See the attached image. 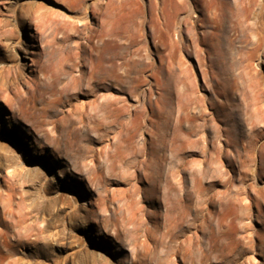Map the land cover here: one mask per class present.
<instances>
[{
    "label": "rangeland",
    "instance_id": "1",
    "mask_svg": "<svg viewBox=\"0 0 264 264\" xmlns=\"http://www.w3.org/2000/svg\"><path fill=\"white\" fill-rule=\"evenodd\" d=\"M38 1L59 12V25L76 23L67 16L75 15L68 1ZM109 1L84 5L85 19L78 22L83 37L98 32ZM11 2L0 0V59L18 64L22 80L13 88L0 79V264H264V130L258 134L254 127L249 138L247 119L251 109L264 107V47L248 58L251 44L244 33L251 28L242 25L236 5L224 7L214 35L195 43L183 19H196L201 2L186 0L188 8L173 17L170 35L177 51L167 68L159 58L166 53L163 29L156 22L161 21L160 0H130L138 14L126 33L136 43L110 54L120 80L106 78L107 65L99 71L109 89L86 85L94 66L84 51L86 38L63 28L49 35L53 42L68 36L62 54L70 50L71 56L50 55L52 62L61 60L57 89L66 92L63 106L51 109L39 127L42 113L35 112L38 119L20 114L15 88L23 91L31 80L44 43L28 23L12 30L8 39L13 25H5V13ZM95 41L92 37L90 43ZM140 49L147 57L131 66ZM73 62L78 67L69 72ZM80 72L73 88L72 77ZM95 93L97 102L117 99L115 105L123 108L109 137L97 138L96 129L108 130L98 106L86 109L98 111L86 128L77 124L74 130L62 120L61 107L85 110ZM194 102L205 115L190 129H181L179 121ZM124 120L143 125L134 137L137 159H147L138 179L126 165L131 154L123 151L119 122ZM143 139L153 141L147 157L138 148ZM227 140L240 142V156L232 162L236 170L226 153L232 157L237 148L231 152ZM245 141L255 145L250 158L241 145ZM114 154L121 160H107ZM179 154L183 165L176 172ZM229 180L238 187H229Z\"/></svg>",
    "mask_w": 264,
    "mask_h": 264
},
{
    "label": "bare ground",
    "instance_id": "2",
    "mask_svg": "<svg viewBox=\"0 0 264 264\" xmlns=\"http://www.w3.org/2000/svg\"><path fill=\"white\" fill-rule=\"evenodd\" d=\"M51 1L56 2L57 0H51ZM63 1H68L67 6L70 8L71 12L75 13V15H69V14L67 15L71 19H76V23L73 25H69L67 23L62 24V26L59 25L55 18V16L58 15L59 12L54 10L52 7H49L48 5L44 4L42 1H38V0H33L30 3L19 2L18 0H12L11 5H8V8L6 9L7 12L5 13V18H6L5 25H10V24L13 25V28L9 29L8 31L9 32L8 39L13 38L11 35L12 30H14L15 28H20L25 23H28L29 25H34L36 28L35 35L33 36L35 38L41 39L42 42L44 43L41 48V52L39 56L40 63L32 71L31 80L26 81L25 83L26 87L23 91L15 88V92L18 95L17 104L20 114L32 113L33 116L38 119V115H35V112L42 113L39 115L40 117H42V119H39L36 122V126L39 127H42L44 125V117L48 115L51 109L56 110L58 106H63L61 103L62 93L63 91L66 92V89H64V87L61 90L57 89V81H58L57 69H59L58 66L61 60L68 59L71 56L70 50H67L66 55L62 54V48L64 47L63 43L67 38H69L68 36L62 35L61 38L55 42H53L48 37L49 35H52L56 32L60 33L61 28H63L64 31L69 30L73 33H77L78 38L83 37L82 35L83 32L82 29L78 27V22H83L85 19L83 16L84 5L90 4L89 3L90 0H63ZM115 1L116 0H110L109 3L106 5L104 12L102 13L103 18L101 24L99 25L98 32H95L94 35L83 37L86 38L85 43L88 44L87 48L85 44L83 45L84 51L88 54V57L92 58L91 61L94 63V66L90 70V76L88 77V81L86 84L87 86L92 85L91 88L93 87H96L98 89L112 88L111 85H107L101 81L102 77L99 76L98 74L99 71L104 69L107 65L108 71L106 72V78L109 77L115 80L116 79L120 80L121 76H119L116 73V68H115L116 64L114 63L113 58L110 56V54L113 53V51L118 47H122V46L130 47L136 43L135 39H133L132 36L133 34L126 33L128 32L127 29L129 25L135 21V18L138 14L136 8L134 7L133 4H131L130 0H119L117 1V3H115ZM198 1L201 2V7L199 9V14L196 16L197 18L192 21H188L187 17L183 19V22L185 24V30L191 34L190 37L192 38V41H194L195 43H200L205 39L208 33L214 35L215 31L219 29V22L223 17L224 7L226 5L227 6L230 5L231 7H233V5L235 4L236 8L241 12L243 16L242 25L244 24L245 27L249 29L251 28L249 32L245 31L244 33L246 42L251 44V47L247 49L248 58H253V56L257 53L258 50L263 49L264 0H198ZM159 3H160V7L158 10V14H159L158 17L159 19H161V21L160 20L158 21L157 19L156 22H157V26L159 25L160 26L159 28L163 29V35L165 37L164 49L166 50V53L160 55L159 58L160 61L164 62L167 65V68H169L175 62L174 56L177 51L176 43L174 42V40L171 38L170 35L171 26L172 24H174L173 17L177 11L180 10L182 11L184 10V8L186 10L188 7H186V0H160ZM12 6L16 8L14 9L12 8ZM87 7L88 6H86V8ZM9 13H12V16L9 15ZM12 19L14 20V22L12 21ZM197 21H199L200 26L203 27L202 36L198 35ZM143 22L144 21L141 20V24H143ZM85 25H86L85 22L82 23V26ZM208 27L211 29V31L206 32L204 29ZM64 31H62V34H64ZM92 37L96 38V41L94 43H90ZM122 40L126 41L127 43L125 44L121 43ZM78 46L79 47L82 46V42H80ZM54 52L63 55L61 60H58L56 62L51 61L50 55H52ZM45 55L48 57L44 58ZM135 56L136 59L131 62V66L133 64H136V62H138L139 60H144L147 57L142 49L136 52ZM0 62H2V64L0 63V79L13 88L17 87V83L22 80V76H21L22 72L20 66L16 63L8 64L3 59H0ZM75 65H76L75 62L71 64V67H69L70 68L69 72L73 70V67ZM126 72L130 73V71H125L124 73L127 74ZM81 78H82V73L80 72L78 76L74 78L72 77V81L70 85L73 88H75L79 80H81ZM90 79L92 80L91 83L89 81ZM182 83L181 85L183 88L185 85L184 83L183 84ZM45 94L51 96V99L50 100L43 99ZM226 96H227L226 99L229 101L230 100L229 95ZM97 97L98 95L95 93L92 102L85 104V110L82 111H76L75 109H71V108L65 110L61 107L60 112L64 113V117L62 118V120L68 122L69 126L73 127V129L77 124L82 125V128H86L88 127L87 125L88 121L91 122V118L94 119L95 117H98V111H100L101 112L100 117L102 119H107L108 130H104L103 133H100L98 131L99 129H96L97 138L109 137V130L113 129L115 127L114 126L115 124H118V117L120 114L119 111L121 110L122 106L117 107L115 105L116 102L115 100L117 99L99 103L97 102ZM39 101L43 102V105L41 107H38ZM63 104L66 105L65 102ZM95 106L99 107L98 111L95 110L92 114L86 111L87 108L89 111L94 110ZM145 114L146 111L142 109L141 116H144ZM204 115L205 113L201 110L200 105L194 102L190 114L189 113L185 114L184 118L179 121L181 129L183 128L190 129L192 125L195 123V121L198 119H202ZM247 119L249 120L248 124L250 126V132L248 133V137L253 138L254 135L253 133L251 134V131L254 127H255V131H257L258 134H261L262 131L264 130V126L261 127L256 125L260 122L263 123L264 125V107L262 105H259L251 109L250 112L247 114ZM123 122H119L120 132L123 134V139H122L123 148H124L123 151L131 154V157L130 159H128L126 165L127 167H133L134 173H136L134 177L138 179L140 177L142 169L146 165L147 159L146 158L142 160L137 159L136 149L135 151H133L134 147L136 146L134 144L135 143L134 137L136 135V131L139 130L143 125L142 122L135 123L134 121H126V120H124ZM93 124L97 125L96 123ZM204 124L205 123L203 121L202 125ZM53 128H55V125L53 126ZM239 137H240L239 141L243 143L244 135L239 134ZM88 140L92 141L95 140V138L88 136ZM240 142L238 143V141L233 142L227 140V145L231 147V152L233 150L232 149L233 147L237 148L235 151L233 150L232 157L229 156V153H226V155L228 156L227 162L232 167H233L232 165L233 160L239 158L241 153L240 152L241 148L239 147ZM247 142L248 141H245V144H241V145H243L247 157L250 158L251 154H249V150L254 151L255 145L254 144L248 145ZM152 143H153L152 139H143L140 143V147H138L140 148L139 150L140 155H145V157H147L148 156L147 150L149 148L148 144H152ZM113 157L115 159L119 158V160H121L119 154L108 155L107 160ZM122 158H126V157H122ZM94 159L96 160V157H94ZM176 160H178L179 162L175 164L176 166L175 171L180 172L183 165L181 154L178 155ZM97 162L98 163L96 168L99 167V161ZM241 163L242 161H240L239 164ZM234 169L236 170V168ZM258 175H260V173ZM227 185L229 187L237 186L231 180L227 181ZM205 257L208 256L205 254Z\"/></svg>",
    "mask_w": 264,
    "mask_h": 264
}]
</instances>
